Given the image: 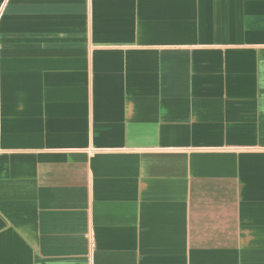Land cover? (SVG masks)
Listing matches in <instances>:
<instances>
[{"label": "crops", "instance_id": "1", "mask_svg": "<svg viewBox=\"0 0 264 264\" xmlns=\"http://www.w3.org/2000/svg\"><path fill=\"white\" fill-rule=\"evenodd\" d=\"M0 264H264V0H0Z\"/></svg>", "mask_w": 264, "mask_h": 264}]
</instances>
